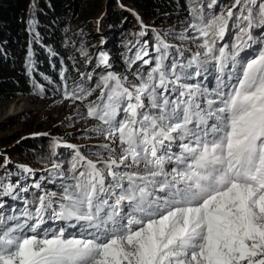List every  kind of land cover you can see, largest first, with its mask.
<instances>
[{
  "label": "snow or ice",
  "instance_id": "snow-or-ice-1",
  "mask_svg": "<svg viewBox=\"0 0 264 264\" xmlns=\"http://www.w3.org/2000/svg\"><path fill=\"white\" fill-rule=\"evenodd\" d=\"M215 4L190 8L185 32L199 51L186 63L166 66L171 45L157 34L154 67L138 84L112 71L100 77L87 116L105 139H118L119 151L103 144L108 158L96 152L94 161L63 145L75 153L67 173L58 164L49 170L62 178L59 190H41L23 219L0 212V264H264V40L251 32L264 26V0H234L218 14ZM233 20L235 42L220 45ZM146 56L142 49L136 59L149 64ZM98 62L109 57L99 52ZM209 65L218 73L211 91L181 82ZM91 94L77 85L64 98ZM48 218L82 234L61 227L41 237Z\"/></svg>",
  "mask_w": 264,
  "mask_h": 264
},
{
  "label": "trees",
  "instance_id": "trees-1",
  "mask_svg": "<svg viewBox=\"0 0 264 264\" xmlns=\"http://www.w3.org/2000/svg\"><path fill=\"white\" fill-rule=\"evenodd\" d=\"M120 1L124 6V11L121 12L117 3ZM208 2L209 0H0V99L30 92L40 96L60 97L64 95L66 87L72 90L81 85L85 90L91 89L92 94L84 101L74 102L87 116L85 105L95 102L100 96L96 84L107 71H112L121 78L127 77L125 85L131 88L133 84L139 83V77L146 76L151 67H154L158 53L155 51L156 40H149V36L151 39L153 37V30L158 31L156 37L159 34L171 45L165 60V65L169 68L173 60L186 63L192 56L184 44L192 48L191 50L199 51L197 43H192L191 38L181 39L176 34L179 30L175 29L185 22L188 27L191 22V7L206 6ZM233 3L234 0H216L212 11L217 14L226 12ZM106 5H109L108 8ZM133 7L138 16L130 11ZM101 19L104 20L100 24L101 29L108 34L103 41L95 40L94 37H100L91 30L94 21ZM233 24L235 21H230L229 29L224 40L219 42L220 45H231L235 42L238 29ZM251 32L258 42L264 40V26L253 27ZM143 35L146 39L141 41ZM80 39L81 43H78ZM96 41H100V44L96 45ZM184 41L186 43L183 44ZM258 47L259 43L253 44L241 53L240 59L254 55ZM29 49L32 52L31 71L28 67ZM142 49L148 52V56L143 59H148L149 64L136 59L137 53ZM99 52L107 54L108 65L99 64ZM180 52H183L182 56ZM79 58L80 62H76ZM204 73L210 76L213 74L209 82L215 88L218 73L211 65L199 77L193 76L192 79L184 80L182 76L181 82L199 83L202 87ZM89 76L92 78L89 79ZM118 119H124L122 112ZM10 124L13 125L14 122ZM21 124L23 125L19 132L0 136V145L13 159L6 169L3 157L7 154H0V170L4 172H0V184L6 185L5 174L11 172L15 181L13 186L24 197L36 195L39 190L59 187V176L49 171L53 164H58L50 160L52 155L58 154L57 147H50L53 138L44 140L41 135L31 138L29 132L35 130L34 128L40 129L41 125L32 120H24ZM116 141L119 143L118 139ZM101 145L103 144L87 145V148L79 150L82 155L94 161L99 159L96 152H100L107 159L108 152ZM60 147L59 149L63 148ZM67 149V153L59 155L61 164H58L66 173L75 153V150ZM25 168L30 171H25ZM36 184H40L41 188H36ZM9 209L11 211L12 205H7L2 212L11 216ZM16 212L17 209L14 210ZM17 217L21 218L20 215Z\"/></svg>",
  "mask_w": 264,
  "mask_h": 264
},
{
  "label": "rangeland",
  "instance_id": "rangeland-1",
  "mask_svg": "<svg viewBox=\"0 0 264 264\" xmlns=\"http://www.w3.org/2000/svg\"><path fill=\"white\" fill-rule=\"evenodd\" d=\"M118 3V10L119 12L124 11L123 3ZM109 5H106V8H108ZM134 9V7H133ZM130 10L135 15L137 14L136 10ZM128 10V9H126ZM75 18V17H74ZM104 22L103 19L98 20V22L94 21L92 24V32L96 33L100 38L94 37L95 40L101 39V41L104 40L105 36L107 37L108 34L103 33L100 24ZM139 22H142L141 19H139ZM172 26V25H171ZM170 26V27H171ZM169 27V28H170ZM180 28H177L175 30H179V32H176L177 36L181 37L182 35L185 37L186 33V39L194 36V33L191 31L185 32V29L187 28V22L181 24L179 26ZM168 28V29H169ZM97 29L100 31L98 32ZM165 29V28H164ZM167 29V30H168ZM166 30V32H167ZM153 37L149 36V40L152 42L156 40V33L157 30H153ZM164 39V37H162ZM146 36L143 35L141 41L145 40ZM165 40V39H164ZM192 40V39H191ZM150 41V47L152 46V42ZM187 42H189L187 40ZM78 43H81V39L78 41ZM103 43V42H102ZM186 43V41L183 42V44ZM190 43V42H189ZM192 43H194L192 41ZM100 44V41H96V45ZM103 47V46H102ZM184 47L190 54L193 55V53L196 52V50H191L186 44H184ZM191 47V46H190ZM98 48V46H96ZM76 50H79L78 48ZM76 62H80V58L75 60ZM209 77L205 76L203 78V88H210L211 85L207 82H209ZM215 78V77H214ZM208 79V81H206ZM27 103V107H19L21 103ZM24 120H32L36 124H40L41 128L29 132L31 138H35L34 136L41 135L43 133H47V135H41L40 137L44 140L55 138L57 141L61 144V149L57 147L58 154H54L51 156L50 160L53 162H57L58 164H61V158H59L60 154L67 153V148L63 145H74L76 148H87V145H98V144H108L112 149H115L116 151H119L120 144L116 141L115 138L113 139H105L103 135L98 133L95 129L98 125L96 120L91 119L90 117L86 116L84 112L81 110L79 106L74 102L72 99H65L64 95L59 96H40L35 94L34 92H30L27 94H20L15 97L10 98H1L0 99V130L3 131L0 133V136H5L8 133H15L19 132L20 129H22L21 122ZM14 122V124H10ZM16 122V123H15ZM39 127V126H38ZM25 133V132H24ZM21 134V133H20ZM54 145L52 144V146ZM72 150H75L74 148H70ZM53 150V149H52ZM8 152L4 150L2 145H0V154L6 155ZM47 153V151H46ZM52 153V151H51ZM4 166L6 169L9 168V163L13 161L11 157L4 156ZM10 171V169H9ZM4 174L3 171L0 170ZM48 172V171H47ZM45 174V173H43ZM59 178V177H58ZM4 180L6 182V185H11L12 190L9 194L5 195L3 193V186L0 184V200L1 205L5 202H12L9 197L16 196L17 200L20 201L21 194L15 190L16 188H13V183L15 182L12 178L11 172L7 175L5 174ZM8 197V198H7ZM15 200V201H17ZM3 202V204H2Z\"/></svg>",
  "mask_w": 264,
  "mask_h": 264
},
{
  "label": "bare ground",
  "instance_id": "bare-ground-1",
  "mask_svg": "<svg viewBox=\"0 0 264 264\" xmlns=\"http://www.w3.org/2000/svg\"><path fill=\"white\" fill-rule=\"evenodd\" d=\"M136 15L138 16V14H136ZM19 107H27V103H26V102L21 103V104L19 105Z\"/></svg>",
  "mask_w": 264,
  "mask_h": 264
}]
</instances>
